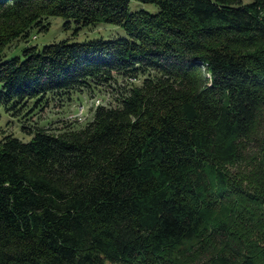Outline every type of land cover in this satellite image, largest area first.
I'll return each instance as SVG.
<instances>
[{"label": "trees", "instance_id": "trees-1", "mask_svg": "<svg viewBox=\"0 0 264 264\" xmlns=\"http://www.w3.org/2000/svg\"><path fill=\"white\" fill-rule=\"evenodd\" d=\"M136 1L0 0V108L115 103L4 136L0 264H264V0ZM52 16L128 37L6 59Z\"/></svg>", "mask_w": 264, "mask_h": 264}, {"label": "rangeland", "instance_id": "rangeland-1", "mask_svg": "<svg viewBox=\"0 0 264 264\" xmlns=\"http://www.w3.org/2000/svg\"><path fill=\"white\" fill-rule=\"evenodd\" d=\"M244 2L249 3L251 0H244ZM130 11L136 12L144 10L155 14L159 11V8L154 4H145L138 2L136 0H131ZM50 28L45 32L34 31L32 36L27 42L14 43L11 49H7V60H11L14 57H19L24 59L23 50L31 46H38L43 48L46 45L53 43H58L65 41L66 39L71 42L84 43L87 41L94 40H114L120 38H127L126 31L121 27L113 24L102 23L96 26L85 27L79 29L76 32V25L72 22L67 25L65 24L67 20L61 17H53L49 19ZM110 91V90H109ZM104 92V94L96 93L95 96H89V94L77 93L73 96V101L71 103L64 102V105L56 101L49 102V105L45 107L42 111L35 112V116L30 117L26 115L13 116L8 113L5 107L0 108V142L3 140L4 136L15 135L19 137L20 140L24 142H29L32 139L31 134H28L23 129L29 124L32 126H39L43 129L51 130L52 132L58 131L63 128L67 123H73L78 121L79 126L82 127L86 123L93 119L92 111L95 109V105L108 104L113 102L114 98L111 94ZM93 97V98H92ZM98 100V101H97ZM113 105L115 103L113 102ZM34 132V129H31Z\"/></svg>", "mask_w": 264, "mask_h": 264}, {"label": "built area", "instance_id": "built-area-1", "mask_svg": "<svg viewBox=\"0 0 264 264\" xmlns=\"http://www.w3.org/2000/svg\"><path fill=\"white\" fill-rule=\"evenodd\" d=\"M98 101V100H97ZM98 105H100V102H99V104ZM98 105H96V106H98Z\"/></svg>", "mask_w": 264, "mask_h": 264}]
</instances>
